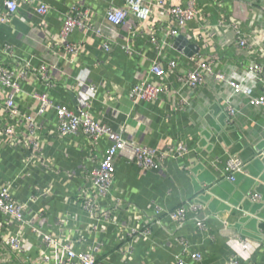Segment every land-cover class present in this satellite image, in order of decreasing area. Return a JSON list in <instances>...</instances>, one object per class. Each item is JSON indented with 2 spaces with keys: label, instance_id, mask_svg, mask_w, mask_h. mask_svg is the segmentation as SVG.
I'll return each instance as SVG.
<instances>
[{
  "label": "crops",
  "instance_id": "1",
  "mask_svg": "<svg viewBox=\"0 0 264 264\" xmlns=\"http://www.w3.org/2000/svg\"><path fill=\"white\" fill-rule=\"evenodd\" d=\"M42 1L49 6L47 14L40 16L33 6L21 5L9 23L0 24V66L25 69L24 76L15 79L19 86L15 115L7 112L9 90L0 84V187L8 186L15 202L24 205L26 221L38 215L33 225L61 242L72 243L75 250L93 248L105 264H174L182 241L186 242L183 256L191 264H225L235 253L233 239L255 243L251 255L240 257L239 264H264V219L257 224L263 234L259 241L234 227L241 216L249 214L244 202L248 211L257 203L263 206L257 212L264 211V109L249 105L245 96L233 93L212 76L194 90L182 87L171 76L168 90L157 100L134 104L130 87L148 76L158 51L150 36L163 37L162 21L151 18L130 43L129 26L135 19L119 28L110 26L104 19L110 0ZM186 1L165 0V4ZM196 2L201 11L185 29L186 35L197 33L204 22L214 29L200 42L194 41L199 47L196 55L213 57L215 71L243 80L258 93L257 79L242 77L251 61L264 64L260 4L248 0ZM75 4L86 11L85 23L90 28L74 30L68 36V42L81 44L71 62L60 42L65 15ZM233 19L255 38L249 56L237 53L233 30L222 27L224 21L230 24ZM102 40H109V51L103 49ZM129 43L132 54L124 49ZM4 44L12 47L10 52H3ZM189 56L167 46L161 50L160 62L166 69V62L176 59L175 71L184 73L191 67ZM40 64L49 67L46 83L35 74L34 68ZM36 92L45 93L53 105L87 108L96 121L120 131L124 138L133 137L138 144L156 149L162 157L160 166L143 170L125 155H117L110 192L100 196L93 171L110 142H93L82 132L60 137L54 109L38 113ZM25 116L32 118L34 127ZM232 156L240 158L244 168L229 181L224 176ZM242 191L243 200L236 198ZM254 193L259 196L256 200L249 196ZM84 200L93 202L98 210H110V217L96 221L83 209ZM188 200L200 205L198 213L186 206L181 221L155 216L156 207L170 210ZM198 217L205 222V231L197 228ZM9 221L0 213V243L7 234L18 233L29 250L2 264H53L41 261V251L53 249L46 250L28 222ZM95 222L96 228L91 227ZM125 242L131 245L127 255L120 250ZM189 251L202 252L203 259L192 262Z\"/></svg>",
  "mask_w": 264,
  "mask_h": 264
},
{
  "label": "built area",
  "instance_id": "2",
  "mask_svg": "<svg viewBox=\"0 0 264 264\" xmlns=\"http://www.w3.org/2000/svg\"><path fill=\"white\" fill-rule=\"evenodd\" d=\"M253 4H260V13L264 11V0H248ZM120 2V3H119ZM21 5L33 6L34 11L38 15H45L49 11V6L42 0H0V24L9 23L13 16L17 13L18 8ZM200 9L196 0H187L186 2H175L168 5L165 4V0H158L157 2H150L147 0H110L105 12V21L113 28H119L127 24L130 18L135 19V23L129 26L128 42L131 43V39L135 36V33L139 31L146 22L154 19L162 21V27L164 35L153 34L150 36V42L154 44L158 51L156 57L151 61L147 78H139L134 84L131 85L129 90V97L134 104L138 102H152L159 98L162 93L168 90V79L171 76L175 81L182 84L188 90H194L200 84H203L204 79L208 76H212L215 80L224 82L232 92L240 94L246 97L249 105L253 107H261L264 109V64L258 61H251L247 66L243 74V79L247 76L255 78L258 81L259 92L254 93L253 90L243 83V80L228 78L224 73L215 71L213 65L216 60L213 57L201 59L196 55L199 51L194 52L189 56L188 61L191 67L184 73H178L175 71L178 63L176 59H169L166 62L167 68L164 69L160 60V53L164 47H171L179 52H184V48L187 44H193L194 41H201L206 34L213 32V28L207 24H202V29L197 33L186 35L185 29L187 26L200 14ZM86 11L81 10L78 5H72L65 15L62 34L63 50L69 54L70 60L75 61V57L80 51V42H68V36L74 30H80L85 32L90 28L89 24L85 23ZM157 15V17H156ZM164 17V20H163ZM23 21H27L26 18H22ZM264 22V19H262ZM157 22V21H156ZM238 21L232 20V22H223V29L230 27L234 33L233 44L236 47L237 53L246 54L249 56L252 54V47L256 44L255 38L251 39L247 32H244ZM179 36H183L187 39L180 50L174 47V43ZM102 46L105 51L110 50L109 40H102ZM193 41V42H192ZM126 44L124 49L127 53L132 54L133 49L131 44ZM3 52H10L12 47L9 44L2 46ZM204 49V48H203ZM260 56V55H259ZM198 57V59H197ZM260 57L264 58V54ZM35 74L43 82L50 79L49 67L46 64H40L34 68ZM25 74L23 67H18L15 71L6 67L0 66V84L8 88L9 94L6 99V109L9 114L15 115L17 113L14 97L17 95L19 86L16 78H21ZM46 83V82H45ZM92 90L94 88L91 87ZM33 97L39 101L38 113L44 112L47 108H53L57 117V132L60 137L65 138L70 135L78 134L82 132L87 138L93 142H98L101 139L110 142V146L106 149L104 157L100 160L98 166L93 171L94 180L93 183L96 186L97 194L100 196L106 195L110 192L112 179L116 171L115 158L117 155H125L127 159L133 162L140 169L157 168L160 166L161 154L158 155L156 149L138 144L133 137L124 138L120 131L112 130L107 125L96 121L89 110L77 107L75 110L70 109L65 104L53 105L51 100L45 93L36 92L33 93ZM229 114L233 113V109H228ZM25 120L28 125L34 127L32 118L25 116ZM37 145V143H35ZM244 163L237 156H232L227 162L225 168L224 178L229 181L235 180V175L243 171ZM252 199L259 198L257 194L249 195ZM83 209L92 216L96 221L100 217L105 219L109 218L110 210H98L93 202L84 200L82 202ZM186 206L198 213L200 205L188 200L179 206L170 209L162 210L160 207L155 208V216H167L173 221H181L185 217ZM0 213L7 217L8 220H14L20 224L29 223L30 229L40 236L41 242L47 251L53 249L50 252L41 251V261L53 264H105L104 260L98 259L93 248L88 247L85 250H75L72 243L61 242L57 237L44 233L38 225H33L32 221L36 219L38 215H32L29 221L24 218V205L15 202L13 195L8 186L0 187ZM9 221V222H10ZM94 224L91 227H95ZM196 226L199 230L205 231L206 224L201 218H197ZM135 233L133 229L129 235ZM144 234L148 233V228L143 231ZM0 243V264L6 263L10 256L18 254H26L29 250L27 244L20 236V234H7ZM236 245L231 241L235 247V253L226 260L225 264H239V258L244 255L249 257L252 253L255 243L248 239L235 240ZM183 248L175 255L174 264H191L190 261L185 260L183 253L186 252V242L182 241ZM131 245L125 242V246L121 247V252L127 255L130 252ZM15 254V255H14ZM188 255L192 262L200 261L203 259L202 252L189 251ZM33 263V262H32Z\"/></svg>",
  "mask_w": 264,
  "mask_h": 264
},
{
  "label": "water",
  "instance_id": "3",
  "mask_svg": "<svg viewBox=\"0 0 264 264\" xmlns=\"http://www.w3.org/2000/svg\"><path fill=\"white\" fill-rule=\"evenodd\" d=\"M187 43V39L183 36H179L175 43H174V47L178 50H180L182 48V46ZM198 49V47L194 44H187V46L184 48V53L187 55H191L194 52H196ZM264 162V160H262ZM244 191L239 192L238 195H236V198H239L241 200H243L244 196ZM232 203V202H231ZM247 202H244L243 204V208L244 210L249 213L247 216H241L240 221L234 226L236 230H238L241 234L249 236L255 240H261V236L263 235L262 232L259 230L258 228V220L259 219H264V211L262 210L261 212H257L261 209L262 204L257 203V207H254V210H247L248 205L246 204ZM234 204V203H232ZM229 206H226V209ZM254 216V218H252V221H250L248 224H245V222H247L248 220H251V216ZM244 225V226H243Z\"/></svg>",
  "mask_w": 264,
  "mask_h": 264
}]
</instances>
